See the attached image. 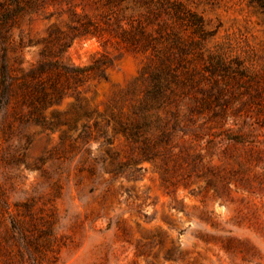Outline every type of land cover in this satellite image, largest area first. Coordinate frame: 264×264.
I'll return each instance as SVG.
<instances>
[{"label":"rangeland","instance_id":"obj_1","mask_svg":"<svg viewBox=\"0 0 264 264\" xmlns=\"http://www.w3.org/2000/svg\"><path fill=\"white\" fill-rule=\"evenodd\" d=\"M104 10L93 0H45L13 29L16 45L31 43L23 49L27 67L48 26L67 31L89 21L99 32L75 38L61 59L86 66L105 56L111 66L106 80H89L41 111L51 131L23 123L26 109L0 91V234L12 220H23L31 237L52 222L49 248L42 250L50 264H68L89 233L102 238L89 264H264L263 9L250 0L140 1L131 24L147 34L143 49L127 47L118 34L119 27L129 29L127 20L117 26L114 13L101 16ZM14 56L7 79L13 84ZM156 73L167 83L164 96L144 114L150 126L132 138L128 130L142 121L138 111L149 105L145 93ZM163 131L171 133L162 144L168 156L142 159L140 149ZM20 164L38 176L30 192L13 199L25 179ZM217 204L227 210L223 222ZM173 212L195 215L216 234L196 230L195 243L182 247L185 230Z\"/></svg>","mask_w":264,"mask_h":264},{"label":"trees","instance_id":"obj_2","mask_svg":"<svg viewBox=\"0 0 264 264\" xmlns=\"http://www.w3.org/2000/svg\"><path fill=\"white\" fill-rule=\"evenodd\" d=\"M93 1L100 7H105L101 16L107 12L114 13V9L118 8L114 13L113 20L116 23L119 18L127 20L126 24L129 29L119 27L118 33L120 38L128 44L127 47L143 49L146 46L147 34L144 28L142 26L133 28L131 24L134 5L143 0ZM250 1L258 4L264 11V0ZM44 4L45 0H3L0 3V44L3 52L0 65V91L13 93L17 104L26 109L21 119L23 123H32L51 131V125L44 121L41 111L58 103L68 91H73L75 87L83 85L89 80H106L105 70L111 66V60L101 56L86 66H75L61 59V54L75 38L87 34L96 35L99 32L96 28L90 30L88 28V26H91L90 22L85 21L80 23L79 26H68L67 31L61 30L57 24L48 26L46 36L42 38L44 45L37 51L36 60L28 62L27 67H24L23 64L26 62L24 61L23 49L31 46V43L30 41L24 43L19 39V43L16 45L13 39V29L17 26L20 17L37 14ZM144 7L145 12L150 17L155 16L153 9L147 2ZM69 14L72 19L77 20L78 14L74 10L69 9ZM104 24L107 27L111 26L108 20H105ZM10 53L15 55V68L19 73L15 84L11 82L12 80H7L10 78L8 75V56ZM5 71H7L6 76L4 75ZM151 82L152 85L145 93L149 105L140 108L138 111L143 115L142 121L131 124L128 130L132 138L138 136L150 126V122L144 117V114L149 108L159 106L164 96L167 87L164 77L156 73L151 76ZM170 136V132H161L155 144L145 145L140 149L139 156L145 160L167 157V153L170 151L168 147L167 149L162 147V144H167ZM227 139L240 142L237 137H227ZM197 157L198 155H196ZM24 207L26 208L27 204ZM24 224L23 220H12L11 227L5 231L4 235L0 234L2 236L0 241V264H50L49 262H43V255L49 248V240L46 239V236L52 234V222L47 223L42 230L36 229L37 235L32 237L23 232L27 228L23 226ZM21 249L28 254L27 257L24 256ZM54 261L55 259L51 264Z\"/></svg>","mask_w":264,"mask_h":264},{"label":"clouds","instance_id":"obj_3","mask_svg":"<svg viewBox=\"0 0 264 264\" xmlns=\"http://www.w3.org/2000/svg\"><path fill=\"white\" fill-rule=\"evenodd\" d=\"M90 148H91L92 154L96 155L97 150L100 148V144L98 142L91 143ZM17 163H20V162H17ZM20 171L23 172V176L25 177V179L23 183L20 184V187H18L15 190V192L12 193L13 199L19 198L18 194L21 192L23 193L30 192L32 188L34 187L35 182H36V177L38 176V173L36 171L31 170L22 164H20V168L18 169V172ZM14 178L19 180V175L17 174V176H15ZM73 206L76 208L77 211L80 210V206L77 201L73 200ZM144 211L148 213L149 215H151L154 209L151 207H146ZM214 211L216 212L217 217L223 222V214L227 210L225 208L220 207L219 204H217L214 206ZM171 214L175 217L176 221L178 222L179 228L185 230L184 234L179 237L182 247L187 246L185 242L195 243L193 233L196 230H202L208 233L216 234L215 229L209 227L208 224L198 220L195 215H191L190 217L186 218L183 213L173 212ZM67 223L68 222L65 220L61 221V224H67ZM99 226L103 227V222H101ZM163 227L165 231H170V235H172L173 237L177 236L178 234L177 229L169 230L166 225H164ZM62 230L66 231L67 229H62ZM101 239H102L101 237H93L91 233L82 237L83 246L80 248L79 252L75 253L71 257V259H69L68 264H89L90 252L95 249V245L101 242ZM262 251H264V249H262ZM141 264H143V261H141Z\"/></svg>","mask_w":264,"mask_h":264}]
</instances>
